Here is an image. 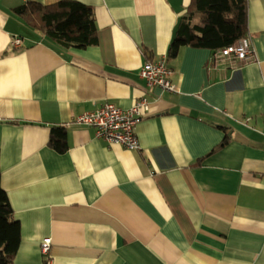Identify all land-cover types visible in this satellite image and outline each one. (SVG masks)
Returning a JSON list of instances; mask_svg holds the SVG:
<instances>
[{
    "label": "crops",
    "instance_id": "1",
    "mask_svg": "<svg viewBox=\"0 0 264 264\" xmlns=\"http://www.w3.org/2000/svg\"><path fill=\"white\" fill-rule=\"evenodd\" d=\"M26 1L58 0H0V185L21 228L12 264H264V0H247L254 59L184 46L168 60L174 92L139 71L167 55L190 0H78L97 30L81 48L26 25L15 12ZM141 97L138 150L74 122Z\"/></svg>",
    "mask_w": 264,
    "mask_h": 264
},
{
    "label": "trees",
    "instance_id": "2",
    "mask_svg": "<svg viewBox=\"0 0 264 264\" xmlns=\"http://www.w3.org/2000/svg\"><path fill=\"white\" fill-rule=\"evenodd\" d=\"M17 16L29 27L62 47L81 48L97 40L94 12L78 0H58L51 4L26 1L16 8ZM247 0H190L178 20L167 51V61L184 46L213 52L247 34ZM224 138L211 152L219 150ZM49 145L57 152L67 149L62 126L51 128ZM20 222L14 218L6 191L0 185V264H12L20 244Z\"/></svg>",
    "mask_w": 264,
    "mask_h": 264
},
{
    "label": "built area",
    "instance_id": "3",
    "mask_svg": "<svg viewBox=\"0 0 264 264\" xmlns=\"http://www.w3.org/2000/svg\"><path fill=\"white\" fill-rule=\"evenodd\" d=\"M12 45L20 47L22 38L15 35ZM229 61H237L240 64L254 59L255 49L248 34L236 42L224 46L215 51V54ZM139 74L146 79L149 85L158 86L163 91L174 92L177 87L170 80L171 68L167 57L162 56L156 60H148L142 65ZM147 108V100L141 97L128 108L105 102L95 109L85 111L78 115L74 122L90 125L95 128V135L109 143L120 144L129 150H138L140 143L135 133V126L140 121L143 111ZM51 240L48 237L40 241V250L43 255H48Z\"/></svg>",
    "mask_w": 264,
    "mask_h": 264
}]
</instances>
